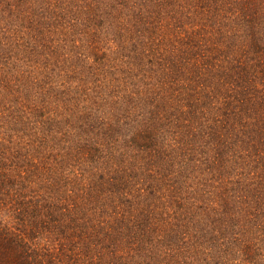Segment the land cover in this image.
Masks as SVG:
<instances>
[{"label": "trees", "instance_id": "trees-1", "mask_svg": "<svg viewBox=\"0 0 264 264\" xmlns=\"http://www.w3.org/2000/svg\"><path fill=\"white\" fill-rule=\"evenodd\" d=\"M0 264H264V0H0Z\"/></svg>", "mask_w": 264, "mask_h": 264}, {"label": "rangeland", "instance_id": "rangeland-1", "mask_svg": "<svg viewBox=\"0 0 264 264\" xmlns=\"http://www.w3.org/2000/svg\"><path fill=\"white\" fill-rule=\"evenodd\" d=\"M39 70H43V69H39ZM23 94H24V92H22V93H19V97H22L23 96Z\"/></svg>", "mask_w": 264, "mask_h": 264}]
</instances>
